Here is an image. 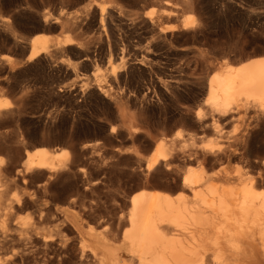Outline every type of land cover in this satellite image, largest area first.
I'll return each mask as SVG.
<instances>
[{
	"label": "rangeland",
	"instance_id": "374dc122",
	"mask_svg": "<svg viewBox=\"0 0 264 264\" xmlns=\"http://www.w3.org/2000/svg\"><path fill=\"white\" fill-rule=\"evenodd\" d=\"M19 1L0 0V17L17 16L11 27L19 43L26 45L33 35L51 42L66 33L58 27L33 30L39 15H66L81 4L70 7L59 0H27L26 8L24 0ZM156 1L141 0L143 9L142 5L137 7L155 14L159 8ZM181 1L177 0L180 16L188 18L190 26L167 31L166 44H153L156 66L152 78L180 79L184 83L163 89L145 81L141 97L124 102L125 113L133 114L134 119L122 118L113 105L99 100L81 101L77 96L68 100L53 93L57 85L70 84L72 78L62 74L66 67L68 71L75 67L78 77L87 78L90 73L102 74L106 61L92 67L85 62V68L75 63L78 57L55 55L51 75L40 70L35 73L23 65L13 73L8 59L21 58L22 54L12 48L8 33L0 25V99L14 105L10 106L13 112L5 114L9 120L0 117V146L6 145V149L0 147V167L6 180L0 201V264H98L105 246H126L122 234L131 195L160 190L173 201L180 198L193 204L182 185L189 170L202 168L209 182L219 187L252 183L255 192L262 189L264 193V120L254 127L247 116L222 120L214 131L209 125H200L195 117L198 108H205L201 89L215 66L221 61L235 65L241 56L264 52V0ZM174 23L165 20L163 25ZM79 38L94 44L90 31L81 32ZM150 39L143 33L135 38L141 46ZM59 59L62 63L57 62ZM12 73L26 74L27 86L23 76L15 80ZM48 90L54 95L49 96ZM18 94H22V100L18 101ZM42 138L47 143L39 142ZM161 145L166 147L167 160L148 171L145 163ZM40 146L53 152V167L48 173L46 169L27 172L26 180L21 181L22 176L15 175L13 169L21 167L26 151ZM205 146L212 148L215 156L207 154L203 163L189 160ZM18 197L20 202L14 205L12 200ZM9 202L12 209L6 211L3 207ZM209 230L213 235V226ZM193 232L199 234L191 228L185 230L180 243L193 246ZM44 236L48 239L43 240Z\"/></svg>",
	"mask_w": 264,
	"mask_h": 264
},
{
	"label": "bare ground",
	"instance_id": "6f19581e",
	"mask_svg": "<svg viewBox=\"0 0 264 264\" xmlns=\"http://www.w3.org/2000/svg\"><path fill=\"white\" fill-rule=\"evenodd\" d=\"M24 1L22 3L28 2ZM157 1L159 8L157 7L154 14L153 11L144 13V10L140 9V5L143 9L141 0H59L66 6L74 7L77 3H81L82 6L80 7L81 4L75 5L78 8L66 15L61 13L54 17L46 14L39 15L37 26L33 27V30L58 27L66 32L65 35L51 42L38 35H33L28 38L27 45L19 43L15 37V30L11 27L12 19L14 20L17 16L14 14L1 16L0 25L3 31L8 33L7 37L11 39L9 42L13 45L11 47L18 48L17 51L19 50L22 54L21 58L8 59L11 64L8 68L13 72L16 67L23 65L28 67L27 70L35 73L37 72L35 70L46 71L45 74L48 76L52 71L50 68L53 66L52 60L55 55L60 57L70 54L78 57L79 62L75 63L78 65L81 63L85 68H88L85 62H88L89 67H92L106 61L107 68L102 74L90 73L87 78L78 77L75 67L70 71L66 67L62 70V74L63 77H71V82L69 85H57L58 87L55 88L57 92L53 93L56 96H65L68 100L75 96L79 97L81 101L99 100L113 105L122 118L134 119L133 114L125 113L124 102L129 101L128 98L141 97L139 94L143 85L146 84L145 81L152 86L157 84L163 89L178 88L180 83L181 85L184 83L179 81L180 79L154 80L152 78L156 66L153 44L155 42L166 44L167 31L190 26L188 18H181L177 0ZM181 3L194 4L192 0H182ZM18 6L21 5L18 4ZM25 7H28L27 4ZM165 20H174L176 23L172 26H165L163 25ZM83 31L91 32L94 44L80 40L79 36ZM142 33L149 34L151 38L144 46L138 45L135 40ZM1 56L3 57V55ZM116 60H119L118 63H113ZM238 60L235 65L221 61L208 75L205 86L201 87V92H204L202 101L205 108H198L195 117L203 127L209 125L212 130L218 131L219 121H231L244 116L250 118L249 120L253 123L252 127L264 120V52L244 55ZM57 62L62 63L60 59ZM20 75L21 73H15L12 75L13 77H10L19 80L18 78L23 76ZM25 75L22 78V81L25 80L24 86L26 85ZM21 84L22 88L23 83L21 82ZM43 85L47 87L46 83ZM52 88L54 89V87ZM26 90L29 91L28 88ZM51 90L47 92L50 93ZM22 94H18L20 97L17 95L18 101L19 98H22ZM50 95L54 94L50 93ZM87 102L89 104V101ZM234 102L236 105L231 107L230 104ZM10 106L14 105L0 99V117L13 112ZM80 106L82 105L80 104ZM14 109L16 111V108ZM6 118L8 119V117ZM206 119H209L208 123ZM46 131L48 132L49 129ZM39 142L47 143L43 138ZM51 154L53 152L45 146L26 151L21 167L13 169L14 174L22 176L21 181L24 182L26 180L24 174L27 172L32 173L35 169H46L47 173L50 172L53 167ZM207 154L215 156L216 153L212 148L205 146L202 150L195 151L189 160L198 159L200 163H203ZM167 156L166 147L159 146L146 161V169L148 171L155 169L161 161L166 162ZM1 169L0 167V201L6 190V180H3L4 175ZM208 178L202 168L198 171L189 170L183 177L182 185L188 189L193 204L181 201L180 198L173 201L168 193L160 190L141 191L131 195L125 221L126 227L122 234L126 246H105V254H101L103 257H99L97 263L264 264V193L262 189H257L258 192H255L252 183L241 187L230 185L219 187L210 183ZM12 201L16 205L20 199L18 197ZM11 202L6 203L7 206L3 207H7L6 211L12 209ZM211 226L214 228L213 235L209 234ZM189 228L199 232V234L195 232L192 234L195 242L193 246L180 243L183 232ZM47 237L44 236L43 240H47Z\"/></svg>",
	"mask_w": 264,
	"mask_h": 264
}]
</instances>
